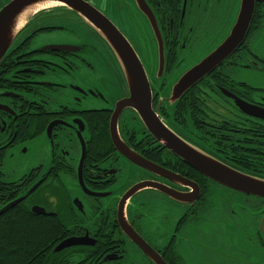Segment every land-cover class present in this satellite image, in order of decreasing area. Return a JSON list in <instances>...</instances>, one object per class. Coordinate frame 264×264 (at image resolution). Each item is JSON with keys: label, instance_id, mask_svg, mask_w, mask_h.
I'll list each match as a JSON object with an SVG mask.
<instances>
[{"label": "flooded vegetation", "instance_id": "flooded-vegetation-1", "mask_svg": "<svg viewBox=\"0 0 264 264\" xmlns=\"http://www.w3.org/2000/svg\"><path fill=\"white\" fill-rule=\"evenodd\" d=\"M79 1L110 21L133 50L152 111L174 138L230 169L264 177V58L250 48L264 28V4L256 3L238 49L172 105L166 86L217 45L238 0H145L164 46L159 79L155 60L144 63L155 55L153 34L145 24L139 31L130 3ZM102 32L68 8L43 11L2 57L0 220L24 217L41 230L48 239L46 264H186L182 256L199 249L207 257L210 240L200 239L199 227L210 229L213 221V251L225 262L228 228L243 218L255 259L243 253L240 264H264V199L202 176L174 146L149 133L125 105L126 76ZM236 195L245 207L234 205Z\"/></svg>", "mask_w": 264, "mask_h": 264}, {"label": "water", "instance_id": "water-1", "mask_svg": "<svg viewBox=\"0 0 264 264\" xmlns=\"http://www.w3.org/2000/svg\"><path fill=\"white\" fill-rule=\"evenodd\" d=\"M125 1L130 3L133 8V17L139 26V31L146 30L145 25H148L153 34L154 45L152 48L154 49L155 46L156 51L154 57L151 56V62L155 60L157 63L156 78L159 79L164 72L165 55L157 21L145 0ZM256 3L264 4V0H238L233 20L217 45L210 52L193 60L194 63L183 68V72L177 79L175 80L173 77L166 86L168 102L172 105L178 102L189 88L214 71L238 49L249 31ZM57 8L70 9L82 21L103 31V34H107L106 39L116 51V58L123 68L130 90V97L125 105L136 110L149 133L156 140L174 146L184 162L211 181L239 193L264 199V179L235 171L203 157L196 150L185 147L180 140L174 138L175 136L161 125L152 111L149 85L137 56L124 38L116 33L114 25L89 4L79 0H11L0 9V62L12 41L32 16ZM114 32V35L118 34V36H112ZM256 38L259 40V53L264 58V28ZM115 119L113 118L114 125H112L110 135L113 144L117 147L121 142L115 130ZM143 166L151 169L145 164ZM263 223L264 214L260 222V230L264 234ZM64 246L66 243L63 242L55 251Z\"/></svg>", "mask_w": 264, "mask_h": 264}, {"label": "trees", "instance_id": "trees-1", "mask_svg": "<svg viewBox=\"0 0 264 264\" xmlns=\"http://www.w3.org/2000/svg\"><path fill=\"white\" fill-rule=\"evenodd\" d=\"M47 245L46 235L24 217L0 220V264H46Z\"/></svg>", "mask_w": 264, "mask_h": 264}, {"label": "rangeland", "instance_id": "rangeland-1", "mask_svg": "<svg viewBox=\"0 0 264 264\" xmlns=\"http://www.w3.org/2000/svg\"><path fill=\"white\" fill-rule=\"evenodd\" d=\"M5 0H0V3L4 2ZM133 28H134V25H133ZM259 40L256 38L252 41L251 45H250V48L253 52L257 53L260 55L259 53ZM144 55H141V58H143ZM151 59V55H147L146 56V59H145V64H147V66L149 65L148 64V61ZM144 61V60H143ZM215 192L217 193L218 191L215 190ZM220 192V191H219ZM218 194H221L222 196L224 197H230L232 196L231 193H227L225 191L223 192H220ZM234 197V200H235V203L234 205L237 207H241V202L243 203V200L239 197V196H233ZM242 207H245V206H242ZM219 208V206H217L216 208V211H214L213 213V216L212 218H214L216 215H217V209ZM252 211L248 208L245 209V211H243L244 214H247L249 215ZM240 214H242L240 212ZM241 216V215H239ZM213 220V219H212ZM218 228V224L217 222L213 221V224H212V228L210 229H207L206 227H199V236H200V239H208L210 241L207 242V244L205 245V247L203 249H208L207 250V257H205V255L203 254L202 252V249H199L201 251V253H199L198 255L196 256H193V255H184L182 256L185 263L186 264H198L203 258V261H202V264H220V260H218V256L215 251L216 249V246L212 240V237L215 235V230H217ZM229 231L232 232V234L230 235V240H231V243H226V246L224 247L225 249V255L224 256H221V258L225 261V262H222L224 264H240V262H242L241 260V254L243 253H247L248 255V258H247V261H250V262H254V256L252 255L253 252L250 251V247L248 246V242L247 240H249V237H248V232L246 231V223H244V220L243 218L240 219L239 221V226L237 228H233L232 226H229L228 228ZM234 232H236V234H234ZM216 237V236H215ZM252 250L255 252V250L252 248ZM208 252H209V255H208ZM261 263V261H260Z\"/></svg>", "mask_w": 264, "mask_h": 264}]
</instances>
